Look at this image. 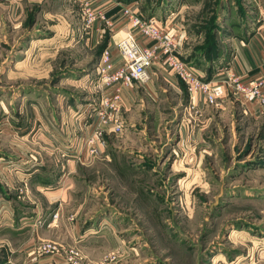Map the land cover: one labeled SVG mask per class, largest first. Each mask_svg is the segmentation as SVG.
I'll list each match as a JSON object with an SVG mask.
<instances>
[{"label":"rangeland","instance_id":"1","mask_svg":"<svg viewBox=\"0 0 264 264\" xmlns=\"http://www.w3.org/2000/svg\"><path fill=\"white\" fill-rule=\"evenodd\" d=\"M81 3L30 1L23 25L28 30L18 29L1 44L0 132L10 125L31 128L40 119L55 127L69 109L96 107L94 70L102 51L114 53L118 40L108 41L112 34L102 22L85 28ZM131 3L145 18L178 15L185 42L176 56L205 80L220 64L214 61L227 55L225 41L250 13L240 0L90 5L107 9L110 19ZM178 84L181 94H149L133 83L139 92L129 95L121 112L122 133L108 135L109 158L79 166L94 212L81 228L92 233L84 248L72 246L81 253L78 264H264V113L232 125L229 115L218 118L192 106ZM0 138L4 157L11 149ZM5 232L0 231V264H9Z\"/></svg>","mask_w":264,"mask_h":264},{"label":"crops","instance_id":"2","mask_svg":"<svg viewBox=\"0 0 264 264\" xmlns=\"http://www.w3.org/2000/svg\"><path fill=\"white\" fill-rule=\"evenodd\" d=\"M30 1L32 0H0V52L1 44L7 41V35L17 32L18 29L20 32L28 30L27 26L23 25L28 19ZM240 2L250 12L247 14L249 21L242 23L225 41L227 55L214 61H219L220 64H215L210 73L209 80L212 82L222 80L229 71L238 74L243 81L264 74V0ZM42 8L44 9V6ZM228 16L231 18L230 13ZM172 19L175 20L180 33L185 32L179 27L178 15L165 18L168 22ZM165 20H158L156 25L166 27ZM35 22L33 24L36 25ZM131 29L126 21H117L108 41L113 42V38L114 41L119 40L123 31ZM96 31L100 33V30ZM184 42L183 38L180 52ZM155 67L151 79L143 86L149 94H163L168 91L181 94L178 80L181 88L186 90L185 94H188L185 84L176 78L171 70L157 63ZM136 89L133 85L123 91V109L130 100L129 95L139 92ZM261 91L264 94V86ZM190 104L198 109L210 111L208 115L217 114L218 118L221 115H229L232 125L242 117L258 120L263 116V113L257 112L254 103L231 91L225 92L215 105L206 104L202 96ZM86 108L90 114L94 113V105ZM80 111L81 108H77L63 112L55 127L40 122V119L38 124L31 128L29 125L27 129L10 125L7 133L0 132V136L4 135L5 146L11 149L4 157L0 155V206L4 208L0 218V231L6 229L5 238L1 241L8 246L6 258L9 264H63L62 258L57 256H44L31 262L29 252L40 240L47 239L64 247L75 245L81 249L84 248L85 237L92 235L88 231L82 232L81 229L84 220L90 218L94 212L91 209L93 199L90 189L81 185L82 181L78 176L79 166L86 164L78 162L70 148L73 140L83 139L92 126L91 119L83 118ZM209 120L212 118H208ZM214 120L216 121L215 117ZM61 152L65 155H61ZM105 152L108 154V148ZM99 159H104V156L96 157L90 163ZM55 213L56 219H53L52 215ZM6 226L9 228H5Z\"/></svg>","mask_w":264,"mask_h":264},{"label":"built area","instance_id":"3","mask_svg":"<svg viewBox=\"0 0 264 264\" xmlns=\"http://www.w3.org/2000/svg\"><path fill=\"white\" fill-rule=\"evenodd\" d=\"M92 1L82 0L80 5V20L85 28L102 22L112 32L115 23L124 20L132 29L120 37L114 53L107 48L102 51L95 67L93 86L99 91L98 102L93 108V114L86 107L80 111L83 118L90 117L92 126L83 139L75 138L70 147L78 162L84 164L99 156L108 158L105 152L108 135L118 136L123 131V91L132 88L133 83H147L154 73L151 69H156V63L171 70L185 84L190 102L202 96L206 104L215 105L225 92L231 91L254 103L258 113H264V94L261 91L264 74L243 81L238 74L229 71L218 82L205 80L196 67L176 56L183 37L174 19L169 22L165 20L166 27H160L156 25L158 20L155 17H143L137 6L131 3L119 6L111 17L114 18L112 22L111 18L105 17L107 9H94L90 5ZM99 30L100 33L104 31L103 28ZM61 155L65 153L61 152ZM55 217L56 213L53 219ZM29 254L31 262L44 256H57L63 257L69 264H78L82 258L76 248H65L52 240L39 241Z\"/></svg>","mask_w":264,"mask_h":264},{"label":"bare ground","instance_id":"4","mask_svg":"<svg viewBox=\"0 0 264 264\" xmlns=\"http://www.w3.org/2000/svg\"><path fill=\"white\" fill-rule=\"evenodd\" d=\"M123 33H125V31H123Z\"/></svg>","mask_w":264,"mask_h":264}]
</instances>
